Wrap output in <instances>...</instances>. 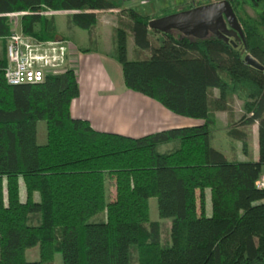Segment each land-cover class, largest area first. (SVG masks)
<instances>
[{"label": "trees", "instance_id": "1", "mask_svg": "<svg viewBox=\"0 0 264 264\" xmlns=\"http://www.w3.org/2000/svg\"><path fill=\"white\" fill-rule=\"evenodd\" d=\"M212 1L148 15L121 8L119 0H0V264H53L56 253L63 264H264V189L256 185L264 171V0H228L240 41L175 30L150 34L148 27L151 19ZM114 9L120 11L112 57L125 87L202 124L139 137L95 130L70 114L79 86L67 65L38 83H7L12 15L22 34L46 42L58 33L48 14L70 12L68 27L88 33L89 46L79 50L90 52L95 11ZM246 54L263 70L247 64ZM242 89L244 113L227 134L248 155L246 128L256 124L255 160L228 159L211 142L216 112L232 116ZM38 121L46 122L44 144L37 142ZM163 144L171 147L161 152ZM108 173L115 174L113 200H107ZM153 197L159 217L171 219L169 243L161 222L149 219ZM36 246L39 258L29 260Z\"/></svg>", "mask_w": 264, "mask_h": 264}, {"label": "crops", "instance_id": "2", "mask_svg": "<svg viewBox=\"0 0 264 264\" xmlns=\"http://www.w3.org/2000/svg\"><path fill=\"white\" fill-rule=\"evenodd\" d=\"M114 10L95 12H114ZM55 14V17H65L63 22L61 20L60 28L56 23L58 31L56 36L59 39L69 40L65 43L67 46L65 63L75 71L79 86V95L70 103L72 117L87 119L95 130L130 137L203 123L200 119L174 114L154 99L125 87L121 67L112 57V28L116 21L106 19L107 14L103 16L104 19L97 15L98 22L94 36L97 38V44L100 42L96 33L97 28L111 32V36L106 45H99L90 52L79 50L88 46L84 44L86 38L78 40L76 37L79 29L68 27L67 15L70 12H55ZM66 29L69 35L64 34ZM149 32L153 33L150 28ZM214 93L217 94V91L214 90ZM218 113L222 111L216 112V117ZM256 157L257 151L254 160Z\"/></svg>", "mask_w": 264, "mask_h": 264}, {"label": "rangeland", "instance_id": "3", "mask_svg": "<svg viewBox=\"0 0 264 264\" xmlns=\"http://www.w3.org/2000/svg\"><path fill=\"white\" fill-rule=\"evenodd\" d=\"M121 3V8H134L136 11H138L141 14H148V15H155L156 13L160 12L163 9L169 8L170 10L178 9L185 7L189 4H197L199 1L206 2L207 0H119ZM217 1V0H214ZM120 9L114 10V12H97L98 16L102 19H104L105 15H108V18L106 19H112L114 22H117V17L119 16ZM249 13H252V10L248 9ZM54 13H49L48 15ZM104 16V17H103ZM65 17L63 16H56L55 20L58 24V28L61 26V20L64 21ZM115 22V24H116ZM13 32H20L19 30V16L18 15H12V23H11ZM78 29V28H77ZM110 30V29H109ZM76 37L78 40H84L86 38V41H84L86 46H89L90 42L88 40V33L85 30L79 29L77 30ZM153 31V30H152ZM96 33L98 35L99 41L95 43L94 48H97L99 45L103 46L106 45V42H108L111 32H106V30H101L97 28ZM64 34H68V30H65ZM155 34V33H154ZM69 35V34H68ZM156 37H160V34L155 35ZM55 42L52 43H46V44H36L34 42L31 43V45L34 47V53L37 55L41 54H47L49 56L53 55H59L61 52L60 44H58L59 37H55ZM97 39V38H96ZM230 40H235L234 37L229 35ZM75 40V39H74ZM58 41V42H57ZM49 42V41H46ZM81 42V41H80ZM42 43H45V41H42ZM62 45V44H61ZM132 38L129 37L128 39V58H133V52H132ZM113 46V45H112ZM66 53V50L64 54ZM62 63V61H61ZM64 65V62H63ZM218 93V90H216ZM246 92L245 90H240L234 97L233 102L231 103L232 107V116L225 111H222V113H218L216 124L211 129V142L212 145L224 153L228 159H237L241 161L250 160L255 158V153L257 151V125L254 124L252 126H249L246 128V132L248 134V140L250 143L249 147V154L246 155L242 151L241 143L237 141H232L230 137L228 136L227 132L228 129L232 126L237 125V122L240 120L241 116L244 113L243 110V103L245 100ZM194 126V125H192ZM46 141V122L45 121H38L37 123V142L39 144H44ZM171 147V144H163L160 145L158 150L161 152L166 151ZM147 154L144 155V160L147 162ZM21 183V197L24 199V188L23 183ZM106 184V194H107V200H112L115 198V174L114 173H108L106 175L105 179ZM198 195V191H197ZM149 205V219L150 220H157L161 222L162 227V240L165 243L170 242V226H171V219H162L158 215V209H157V199L156 198H150L148 200ZM198 211H200V206L198 203ZM205 213L210 214L211 213V202L209 198V192L206 191V205H205ZM100 215V214H99ZM97 217V219L103 218V214L101 216ZM27 258L29 260H37L39 258V252L38 247L31 248L27 251ZM53 264H63L62 256L60 253H56L53 258Z\"/></svg>", "mask_w": 264, "mask_h": 264}, {"label": "water", "instance_id": "4", "mask_svg": "<svg viewBox=\"0 0 264 264\" xmlns=\"http://www.w3.org/2000/svg\"><path fill=\"white\" fill-rule=\"evenodd\" d=\"M148 27L161 33L175 30L182 35L198 39L210 35H216L226 41H228L229 35L238 41L243 38L241 25L228 0L212 1L151 19L148 22ZM244 61L263 70V66L250 54L244 56Z\"/></svg>", "mask_w": 264, "mask_h": 264}, {"label": "built area", "instance_id": "5", "mask_svg": "<svg viewBox=\"0 0 264 264\" xmlns=\"http://www.w3.org/2000/svg\"><path fill=\"white\" fill-rule=\"evenodd\" d=\"M53 41L42 43L21 32H13L6 43L7 65L4 76L8 84H30L41 82L44 75L48 72L61 73L65 69V50L66 42L58 39L61 52L59 55L49 56L47 54L37 55L34 53L32 42L36 44H46ZM62 44V45H61ZM62 61V63H61ZM64 62V65H63ZM251 115V112L249 113ZM258 188L264 189V171L256 181Z\"/></svg>", "mask_w": 264, "mask_h": 264}]
</instances>
